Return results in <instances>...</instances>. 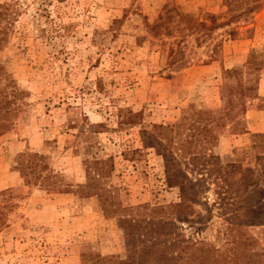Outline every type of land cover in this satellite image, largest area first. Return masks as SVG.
<instances>
[{
    "label": "rangeland",
    "instance_id": "obj_1",
    "mask_svg": "<svg viewBox=\"0 0 264 264\" xmlns=\"http://www.w3.org/2000/svg\"><path fill=\"white\" fill-rule=\"evenodd\" d=\"M1 6L8 14L0 22V90L11 104L0 119V264L125 259L122 214L129 213L107 217L85 196L84 164L108 160L102 184L123 208L173 204L178 191L164 183L168 150L198 181L196 216L178 219L179 233L227 248L228 204L240 197L244 211L232 223L249 238L255 264H264V0ZM154 22L155 33L148 29ZM237 81L250 94L242 111L241 104L233 109L239 123L217 128L212 147L215 165L228 171L227 192L211 183L201 158L176 150L190 132L182 129L171 146L153 125L176 126L193 109L223 113L225 87ZM28 154L41 156L36 173Z\"/></svg>",
    "mask_w": 264,
    "mask_h": 264
},
{
    "label": "trees",
    "instance_id": "obj_2",
    "mask_svg": "<svg viewBox=\"0 0 264 264\" xmlns=\"http://www.w3.org/2000/svg\"><path fill=\"white\" fill-rule=\"evenodd\" d=\"M7 12V6L6 8L1 6L0 22L6 20ZM159 26V22H154L148 25V29L155 33ZM249 61L253 62L254 60L250 58ZM226 74L231 76L236 74V71L231 69L226 71ZM250 90L251 87L244 85L241 81H237L235 86L225 87V104L223 113L219 115H214L208 110L193 109L176 126L153 125L154 129L160 132L165 137L164 140L171 146L175 144L173 140L176 139V135L177 137L181 135L179 132L182 129L185 128L190 132L183 141H180V143H183L179 145L181 149L176 148V150L183 152L184 155H191L193 157L192 161L201 158L199 166H203L207 173L214 175L211 183L218 189L224 190L227 188V192H230V189L225 185L228 171L219 170L215 165L219 162L213 161L212 147L214 140L217 138L215 131L217 128L223 127L227 121L234 120L235 123H239L233 109L237 104H241V111L243 110L244 98L250 94ZM9 95V93L0 90V119L10 112L11 100ZM126 113L125 120H128V123L137 125L138 123L133 122L135 114L128 111ZM3 127L0 125V129ZM27 157L32 171L36 173L35 165L41 156L28 154ZM162 157L165 164L164 183L168 187L177 189L178 202L141 206L137 209H128L117 205L111 191L102 184L104 173L112 167L108 164L107 159H95L84 164L87 182L81 185L80 188L85 192V196L95 197L100 204V208H102L103 214L107 217L125 211L129 213L128 215L122 214V218H125L123 221L128 251L126 258L91 257L93 262L90 264H255L254 251L248 248L249 238L244 234L240 225L232 223L236 217L242 216L244 211V206L240 204V197H235L233 202L228 204L226 217L229 224L225 227V236L229 245L227 248L222 250L204 240H189L179 233L177 220L183 219L190 223L196 216L194 183L198 181L196 177L188 178L179 164L174 161L170 150L167 154L162 153ZM215 159L217 160V158ZM198 164L199 162L196 163V166Z\"/></svg>",
    "mask_w": 264,
    "mask_h": 264
},
{
    "label": "crops",
    "instance_id": "obj_3",
    "mask_svg": "<svg viewBox=\"0 0 264 264\" xmlns=\"http://www.w3.org/2000/svg\"><path fill=\"white\" fill-rule=\"evenodd\" d=\"M212 66H214V63H210V64H203V65H201V66H198V68H200V69H203V68H210V67H212ZM207 70V69H206Z\"/></svg>",
    "mask_w": 264,
    "mask_h": 264
}]
</instances>
